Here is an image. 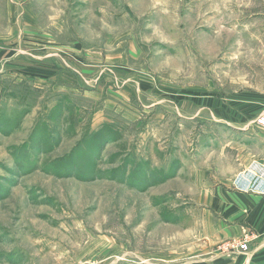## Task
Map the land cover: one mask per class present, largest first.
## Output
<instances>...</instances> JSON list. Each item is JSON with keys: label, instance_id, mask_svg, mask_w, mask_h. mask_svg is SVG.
<instances>
[{"label": "rangeland", "instance_id": "obj_1", "mask_svg": "<svg viewBox=\"0 0 264 264\" xmlns=\"http://www.w3.org/2000/svg\"><path fill=\"white\" fill-rule=\"evenodd\" d=\"M263 165L264 0H0V264H264Z\"/></svg>", "mask_w": 264, "mask_h": 264}, {"label": "crops", "instance_id": "obj_2", "mask_svg": "<svg viewBox=\"0 0 264 264\" xmlns=\"http://www.w3.org/2000/svg\"><path fill=\"white\" fill-rule=\"evenodd\" d=\"M255 140H257V141L249 143V144H244V145L239 144V150H238L239 153L236 154V158H235V156H234V158L232 156V159H234L237 162L235 165L239 166V168H241L243 166V168L245 167L246 169H248L251 165L254 164V162H252V163L250 162L251 159H249V158H250V156H253V155L256 156V153H257L259 147L261 146L260 142H262L256 138H255ZM236 145H238V144H236ZM247 145H253L255 147V151L253 150L254 151L253 152L252 150H250V147ZM227 146H228V143L223 148H225ZM240 147H242V149ZM234 148H236V147H234ZM259 157H263V156L259 155ZM223 160H225V159H222V161ZM228 170H229L228 172H233L232 169L230 170L228 168ZM222 172L226 173L224 171H222ZM208 190L211 192V188H209ZM214 190H216L215 193H217V195H220L225 199L230 197V195L218 191V188H215ZM250 195L251 194H248L247 196H250ZM257 196H259L261 198L260 195H257ZM215 197H216V195H215ZM248 198H250V197H248ZM220 202L223 203L224 200L220 199ZM243 203H246V201H243ZM243 203L241 201L239 202L240 205ZM222 210H223V214H225V216H223L222 218L219 217V218H216L215 220L213 218L207 219L208 222H210L209 225H207L206 231H209V235L207 238L209 239V243L211 246V252H210L211 256L206 260V264H262L263 263V257H260L259 260H257V262L260 261L258 263L257 262L249 263L250 262L249 259L244 261V258L247 255H249V253L238 252L236 249L229 251V252H231L230 255H224V253L218 252L217 249L214 250L213 246H215L218 242L225 240V239H230V238L236 236V234L238 232L237 231L238 227H234L233 225L226 222L227 218L230 219V217L226 216L228 213L227 209L222 208ZM257 211L260 212V209H257ZM254 214H256V213H254ZM254 216L255 217H242L244 219L239 218V220H244L245 222H249V223H251L250 221H252V222L258 221L259 222L260 219L258 217H256L257 215H254ZM261 218H263V217H261ZM195 222L198 223V220H195ZM261 240H264V237H262ZM258 250H264V245L262 244V245L258 246ZM193 263L199 264L200 262H198V260H195Z\"/></svg>", "mask_w": 264, "mask_h": 264}, {"label": "built area", "instance_id": "obj_3", "mask_svg": "<svg viewBox=\"0 0 264 264\" xmlns=\"http://www.w3.org/2000/svg\"><path fill=\"white\" fill-rule=\"evenodd\" d=\"M263 167H264V165H263ZM251 168H252V166H250L246 170H243L242 173L243 174L249 173V174H253V176H254V174L256 172H254L252 170H249ZM261 172H262L263 175L262 176H259L260 179L258 181L254 180L252 182V180L249 179L245 175H242L241 176V179H243L244 182H252L254 185L255 184H258V185H261L264 188V168L262 169ZM250 186H252V185L250 184ZM248 242H249V240L247 238H244V239H241V240H238V241H235L234 240V242H225L224 244H222V247L221 248L224 249L225 251L229 250V248H233V249H236L238 252H246L248 250Z\"/></svg>", "mask_w": 264, "mask_h": 264}]
</instances>
